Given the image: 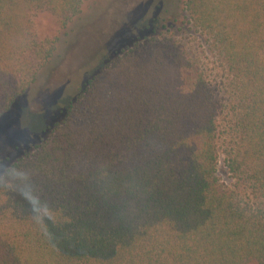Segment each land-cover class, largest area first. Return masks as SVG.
Here are the masks:
<instances>
[{
    "label": "trees",
    "instance_id": "obj_1",
    "mask_svg": "<svg viewBox=\"0 0 264 264\" xmlns=\"http://www.w3.org/2000/svg\"><path fill=\"white\" fill-rule=\"evenodd\" d=\"M89 1L0 0V117ZM181 3L200 49L138 37L0 177V264H264V0Z\"/></svg>",
    "mask_w": 264,
    "mask_h": 264
},
{
    "label": "rangeland",
    "instance_id": "obj_2",
    "mask_svg": "<svg viewBox=\"0 0 264 264\" xmlns=\"http://www.w3.org/2000/svg\"><path fill=\"white\" fill-rule=\"evenodd\" d=\"M34 25L40 39H58L57 49L36 82L0 117V177L20 157V149L36 144L37 134L62 119L61 112L73 93L138 37H174L199 49L202 46L181 0H90L66 30L46 11L37 15ZM206 62L213 75H220V83L219 63L213 57ZM215 94L221 97L218 91ZM224 161L222 153L219 175L230 185L232 178Z\"/></svg>",
    "mask_w": 264,
    "mask_h": 264
},
{
    "label": "clouds",
    "instance_id": "obj_3",
    "mask_svg": "<svg viewBox=\"0 0 264 264\" xmlns=\"http://www.w3.org/2000/svg\"><path fill=\"white\" fill-rule=\"evenodd\" d=\"M42 215L45 216V219L47 218L46 215H45V213H41V214L39 215V217L42 216Z\"/></svg>",
    "mask_w": 264,
    "mask_h": 264
}]
</instances>
